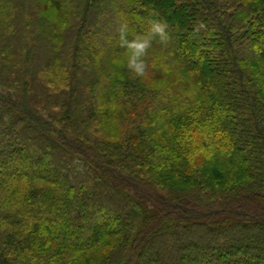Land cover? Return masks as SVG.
<instances>
[{
    "label": "trees",
    "instance_id": "obj_1",
    "mask_svg": "<svg viewBox=\"0 0 264 264\" xmlns=\"http://www.w3.org/2000/svg\"><path fill=\"white\" fill-rule=\"evenodd\" d=\"M0 264H264V0H0Z\"/></svg>",
    "mask_w": 264,
    "mask_h": 264
},
{
    "label": "clouds",
    "instance_id": "obj_2",
    "mask_svg": "<svg viewBox=\"0 0 264 264\" xmlns=\"http://www.w3.org/2000/svg\"><path fill=\"white\" fill-rule=\"evenodd\" d=\"M154 31L160 32L162 29L155 28ZM149 46L148 41L133 42L128 45L131 50V58L129 60V67L137 73V75L143 74V64L138 63L137 59L144 54L145 49Z\"/></svg>",
    "mask_w": 264,
    "mask_h": 264
},
{
    "label": "rangeland",
    "instance_id": "obj_3",
    "mask_svg": "<svg viewBox=\"0 0 264 264\" xmlns=\"http://www.w3.org/2000/svg\"><path fill=\"white\" fill-rule=\"evenodd\" d=\"M40 163L41 164H45L46 162H45V160L42 159Z\"/></svg>",
    "mask_w": 264,
    "mask_h": 264
}]
</instances>
